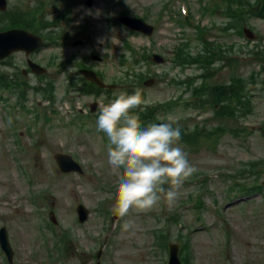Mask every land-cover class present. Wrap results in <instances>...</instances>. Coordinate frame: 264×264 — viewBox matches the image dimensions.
I'll return each instance as SVG.
<instances>
[{
  "label": "rangeland",
  "instance_id": "obj_1",
  "mask_svg": "<svg viewBox=\"0 0 264 264\" xmlns=\"http://www.w3.org/2000/svg\"><path fill=\"white\" fill-rule=\"evenodd\" d=\"M40 1L39 13L45 7L40 16L44 22L67 14L69 1L73 7L57 29L62 33V44L48 45L30 55L47 67L42 80L29 70L24 52L0 61V71L7 79L20 81L24 93L21 97L16 87L0 90L5 98L0 99V227L7 226L10 233L15 251L12 264H96L98 260L101 264H168L164 246L178 243L182 247L183 241L190 246L191 264H264V191L250 197H241L244 194L237 190L231 192L232 187L237 188L234 179L238 170L247 161H264V60L250 53L264 45V18L248 15L239 34L233 18L215 6L220 0H93L91 6L86 0H8L6 11H28ZM123 5L130 16H148L142 18L154 25L152 34L133 32L115 23L114 16L126 8ZM4 13L0 11V28L6 22ZM187 17L188 24L178 22ZM196 25L211 30L200 36ZM245 27L256 35L254 40L243 34ZM78 39L84 42L74 46ZM205 39L225 48L234 46L238 54L218 61L212 77L210 72L202 73L198 64L185 69L173 64L178 44L186 43L199 51ZM143 53H148L146 60ZM154 53L165 61L155 62ZM90 54L102 57L96 66L106 82L116 85L112 94L84 96L72 84L76 60ZM142 71L156 79L150 86H131L132 92L140 89L151 101L146 111L155 104L179 101L180 96L189 98L185 86L172 80L187 76L194 78L193 82L199 77L212 83L244 77L253 110L233 121L215 116L211 108L174 105L166 112L161 107V121L168 122L166 118L172 116L173 123L189 129L196 124L203 128L204 124L207 128L223 124L237 127L239 136L221 134L215 146L203 138L197 151L180 141L197 171L185 181L174 205L162 199L149 212H131L134 226L124 231L123 220L112 211L119 173L107 160L108 138L97 129L98 114L87 117L85 112L93 102L100 108L121 92L127 93L129 86L122 83L123 78L134 80L135 73ZM49 81L55 83L54 102L34 89ZM143 107L134 113L140 117ZM58 153L70 154L84 173H62L55 158ZM200 194L203 206L196 209ZM80 203L89 208L85 222L78 220ZM0 264H10L1 248Z\"/></svg>",
  "mask_w": 264,
  "mask_h": 264
},
{
  "label": "clouds",
  "instance_id": "obj_2",
  "mask_svg": "<svg viewBox=\"0 0 264 264\" xmlns=\"http://www.w3.org/2000/svg\"><path fill=\"white\" fill-rule=\"evenodd\" d=\"M150 102L140 89L121 92L100 105L96 121L98 131L108 138V163L119 173L112 211L123 220L124 231L134 226L131 212H149L162 199L174 205L185 181L197 171L180 146L181 129L173 126L174 117L142 125L134 110Z\"/></svg>",
  "mask_w": 264,
  "mask_h": 264
},
{
  "label": "trees",
  "instance_id": "obj_3",
  "mask_svg": "<svg viewBox=\"0 0 264 264\" xmlns=\"http://www.w3.org/2000/svg\"><path fill=\"white\" fill-rule=\"evenodd\" d=\"M223 3L225 7L223 6ZM220 6L221 11L227 15L229 18L232 17L234 20V28H237V32L242 34V21L248 15H254L257 17L264 18V0H220L215 5ZM17 16L15 17L16 23L13 26L22 27L28 29L37 34H46L45 37L49 41L60 42L63 36L57 32L52 26L55 24L52 21L44 22L43 18H41L38 14V11L31 9L28 11L19 10L16 12ZM38 21V22H37ZM182 24L183 22L180 21ZM48 28V31L46 29ZM197 31L201 36L205 31H209V27L201 28L197 25ZM199 36V39H201ZM262 46V47H260ZM132 49V48H131ZM202 51V52H199ZM199 51H193L192 48L186 43L181 44L175 53V57H173L176 64L181 67H187L192 64H198L205 72H210V76H213V73L216 71L214 69V65L216 66L217 62L223 61L222 59L228 55L229 57L234 58L238 52L234 49V46H229L227 48L222 47L216 41L205 40L202 46V49ZM255 55L256 59L263 61L264 60V45L261 43L258 45V48L254 51L250 52ZM264 69V67H263ZM136 75H140L138 81L132 80L129 77L125 78L123 81L124 84H128V86H135L136 84H141L143 80V75L135 73ZM199 77L193 82L191 77L186 81H178L179 83L186 84V90L190 92V98H187L182 102V105L186 108H205L211 107L213 108L214 114L217 117L221 118H230L232 117L234 120H240L250 114L253 110V107L250 102V95L247 91L248 82L244 77L237 76L230 80L229 83H214L210 84L208 81H199ZM253 78V76H252ZM132 80V82H131ZM211 80V79H210ZM254 82V81H253ZM91 84V83H90ZM52 86L48 85L45 88H36L37 91H43L47 96L52 97ZM98 89L95 85L91 84L90 90ZM129 91L130 88L127 87ZM175 104L174 101L165 103L163 105L154 106L149 113L151 116L155 117L156 112L161 108L166 112H168L167 108H170ZM176 105H179L177 103ZM175 105V106H176ZM174 106V107H175ZM147 117V116H146ZM156 120H159L158 117H155ZM180 125L173 123L174 127H179L181 129V142L189 143L188 146H193L198 150L200 147V139L201 138H216L217 140L220 138L221 134H223V130L227 128L223 126L219 129L218 132L212 133L211 131H206V128L196 124L193 129L187 128L181 123ZM245 132H247L246 127L243 128ZM227 131L231 132V129H227ZM234 134L238 136V131L235 130ZM264 175V161L262 159L252 160L245 163L244 167L238 170V177L234 179V183L237 188L232 191H239L243 194H249L252 190L254 191H262L264 188V183L262 182V177ZM203 206V200L200 199V204L197 208H201ZM177 217L175 221H178ZM49 226L53 227V224L50 223ZM182 257H186L188 260L190 257V248L189 244L186 243L181 249ZM187 264V263H186Z\"/></svg>",
  "mask_w": 264,
  "mask_h": 264
},
{
  "label": "water",
  "instance_id": "obj_4",
  "mask_svg": "<svg viewBox=\"0 0 264 264\" xmlns=\"http://www.w3.org/2000/svg\"><path fill=\"white\" fill-rule=\"evenodd\" d=\"M88 5H92V0L87 1ZM7 6L6 0H0V9H5ZM120 22L124 25L130 27L133 30L140 31L144 34L150 35L154 30V26L145 22L142 19H137L129 16H121L118 18ZM246 35L254 39L255 34L248 28L244 29ZM81 41H77L75 44H80ZM44 45V40L27 30L23 29H11L8 31L0 32V59H4L10 56L13 52L16 51H25L27 54H31L37 48ZM155 61L159 63H163L165 60L159 54L154 56ZM28 63L33 71L37 74H42L46 71L44 67L36 63L35 61L29 59ZM84 76L95 82L101 87H105V83L98 77L96 72L89 69H83L81 71ZM154 82V79L146 81L147 85H151ZM112 87V86H110ZM96 107V104L92 105V110ZM56 159L59 164L60 169L63 172H71V171H79L80 173L83 172L81 166L73 160V158L66 154H56ZM78 214L80 221H84L88 217V209L84 205L78 206ZM0 244L3 250L6 252L9 260L13 261V248L9 239V233L7 228L4 226L0 229ZM179 246L177 244H172L170 247V264H181V261L178 256Z\"/></svg>",
  "mask_w": 264,
  "mask_h": 264
},
{
  "label": "flooded vegetation",
  "instance_id": "obj_5",
  "mask_svg": "<svg viewBox=\"0 0 264 264\" xmlns=\"http://www.w3.org/2000/svg\"><path fill=\"white\" fill-rule=\"evenodd\" d=\"M73 3V2H72ZM7 12V11H5ZM60 17V16H59ZM5 20H6V23L7 25H4V29H0V30H7V29H11V12L8 13L7 16H4ZM65 20V17H63V21ZM62 22V21H61ZM61 22H54L55 24L52 26L53 29H58V27H60V24ZM94 55H90V57H82L80 58L79 60H76L75 62V66H74V69L71 71V72H74V70H76V72H74V75H76V79L79 80V81H82L81 79V74H80V69L81 68H90V69H94L97 71V73L99 74V76L103 75L101 71H99L97 69V66H96V61L98 60H102V59H94ZM27 72V71H25Z\"/></svg>",
  "mask_w": 264,
  "mask_h": 264
}]
</instances>
